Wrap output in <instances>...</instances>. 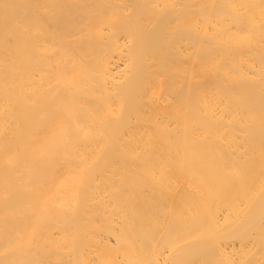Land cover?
Wrapping results in <instances>:
<instances>
[{"label": "bare ground", "instance_id": "obj_1", "mask_svg": "<svg viewBox=\"0 0 264 264\" xmlns=\"http://www.w3.org/2000/svg\"><path fill=\"white\" fill-rule=\"evenodd\" d=\"M0 264H264V0H0Z\"/></svg>", "mask_w": 264, "mask_h": 264}]
</instances>
